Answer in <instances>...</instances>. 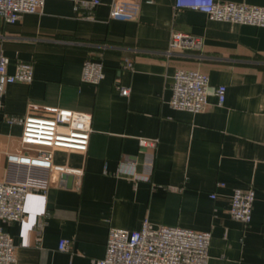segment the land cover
I'll use <instances>...</instances> for the list:
<instances>
[{"label": "crops", "instance_id": "0c3cea01", "mask_svg": "<svg viewBox=\"0 0 264 264\" xmlns=\"http://www.w3.org/2000/svg\"><path fill=\"white\" fill-rule=\"evenodd\" d=\"M80 1L46 0L41 12L14 23L0 17L8 72L17 62L33 68L30 82L8 84L3 94L0 180L7 156L21 151L22 127L8 117L49 116L53 108L92 115L87 151L54 155V163L82 168V176L60 182L53 174L46 192L27 194L23 219L0 220L15 245L14 264H93L110 228L135 230L145 218L210 232L207 264H264V27L213 20L175 8L174 0H126L137 13L131 19L111 17L112 0L75 9ZM172 32L201 38V49L169 53ZM126 59L132 70L123 68ZM86 60L103 65L97 84L81 81ZM179 69L208 75L202 112L169 105ZM218 85L226 86L220 106ZM139 138L156 140L150 181L129 174L127 163L141 172L149 150ZM235 188L255 192L248 224L229 214ZM61 239L69 240L66 251L58 250Z\"/></svg>", "mask_w": 264, "mask_h": 264}, {"label": "built area", "instance_id": "2783aa9c", "mask_svg": "<svg viewBox=\"0 0 264 264\" xmlns=\"http://www.w3.org/2000/svg\"><path fill=\"white\" fill-rule=\"evenodd\" d=\"M46 0H0V17L8 23L16 22L23 14L41 12ZM126 0H112L110 16L116 18H137L135 9L125 5ZM100 0L80 1L79 7L91 9ZM175 8H187L205 13L210 19L264 27V6L245 3L223 2L220 0H174ZM202 40L180 32H172L168 52L200 50ZM9 59L0 56V110L2 98L8 84L30 82L33 79L32 65L17 62L13 72H8ZM133 64L124 60L123 68L132 70ZM104 77L101 62L86 60L83 63L81 81L97 84ZM208 75L194 69H179L172 76L169 105L177 110L193 113L202 112L208 105ZM120 94L127 96L129 88L118 86ZM217 104L225 101L226 86L215 89ZM49 116H10L7 122L19 124L21 151L7 156L5 177L0 180V220L14 222L24 217V202L31 191L46 192L53 174L59 181L64 175L80 178L82 168L54 163L57 151L85 153L92 132V115L88 112L69 108H53ZM142 152L141 172H136V162L129 161V174L134 180L150 181L154 166L156 140L139 138ZM219 186L222 183H218ZM211 198L215 195L211 194ZM255 192L252 188H235L229 205L230 216L244 224L251 220ZM211 234L187 228L154 225L147 218L139 228L126 230L110 228L107 233L102 258L93 264H207ZM69 240L61 239L58 250L66 251ZM15 245L12 238L0 226V264H14Z\"/></svg>", "mask_w": 264, "mask_h": 264}, {"label": "water", "instance_id": "95a60500", "mask_svg": "<svg viewBox=\"0 0 264 264\" xmlns=\"http://www.w3.org/2000/svg\"><path fill=\"white\" fill-rule=\"evenodd\" d=\"M70 177H72V176H70V175H64V176H63V178H64L65 180H68Z\"/></svg>", "mask_w": 264, "mask_h": 264}]
</instances>
